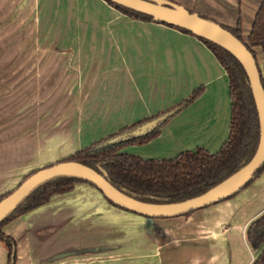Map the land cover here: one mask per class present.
<instances>
[{
	"label": "crops",
	"instance_id": "0c3cea01",
	"mask_svg": "<svg viewBox=\"0 0 264 264\" xmlns=\"http://www.w3.org/2000/svg\"><path fill=\"white\" fill-rule=\"evenodd\" d=\"M169 1L226 27L235 28L241 19L245 41L263 2ZM17 25L23 27L25 37L33 28L38 43L17 45ZM254 51L264 78V52L260 48ZM14 52L41 54L39 62L35 60L38 75L25 84L39 85L43 125L35 144L29 134L31 122L23 132L28 137L18 142L12 136L15 127L4 135L0 132V197L14 191L32 172L170 111L198 90H203L201 96L169 119L157 138L145 145L126 146L121 152L143 160L173 159L195 149L216 154L229 138V78L210 48L196 36L132 19L105 0H0V67L12 61L9 55L6 60L2 55ZM34 58L29 55L24 63ZM262 191L264 173L234 198L190 216L151 219L115 207L96 188L81 182L72 192L17 217L3 232L18 243L16 264H83L96 255H103L106 264L105 258L112 257L113 250L124 254L120 261L127 263L133 260L127 256L133 244L138 254L144 252L145 241L141 232L134 240L127 239L122 235L126 229L142 230L154 221L190 219L183 227L196 231L190 226L193 222L201 229L200 235L195 236L197 240H166L170 243L167 262L183 245L191 246L198 258L204 250H224L227 223L251 196ZM127 218L138 221L127 223ZM215 254L208 261L220 264ZM8 258V250L0 242V264H7ZM135 261L138 264L140 259Z\"/></svg>",
	"mask_w": 264,
	"mask_h": 264
},
{
	"label": "trees",
	"instance_id": "16d2710c",
	"mask_svg": "<svg viewBox=\"0 0 264 264\" xmlns=\"http://www.w3.org/2000/svg\"><path fill=\"white\" fill-rule=\"evenodd\" d=\"M105 1L132 19L156 23L151 16L126 9L109 0ZM188 10L190 13H194L193 10ZM199 16L213 22V20L202 14H199ZM159 24L195 36L191 32L167 23ZM221 26L241 40L255 58V48H260L264 52V0L256 15L247 41H245L242 33L241 19L235 28ZM198 39L204 42L213 52L225 69L230 82L232 100L230 134L227 142L218 153L211 154L203 149H195L185 151L173 159L143 160L140 157L121 152L126 146L145 145L157 138L161 128L167 124L169 119L179 114L201 96L203 90H198L188 100L172 110L125 128L113 136L78 151L63 161L77 162L96 170L100 174H105L107 180L118 190L139 201L154 204L180 203L200 196L248 164L257 151L260 138L258 113L249 78L243 66L228 51L203 38ZM259 72L261 74L260 68ZM261 81L264 88L262 75ZM166 114H169V116L160 121L158 126L147 134L120 139L115 143L110 142ZM263 173L264 166L254 175L253 180L245 189L259 179ZM81 182L84 181L74 178H58L47 182L35 190L14 213L0 224V242L8 250L7 264H16L18 243L3 232L4 226L17 217L47 204L55 196L72 192L75 185ZM10 193L1 196L0 202ZM190 215L188 214L185 217ZM246 239L253 251L258 254L252 264H264V214L250 223L246 231Z\"/></svg>",
	"mask_w": 264,
	"mask_h": 264
},
{
	"label": "water",
	"instance_id": "95a60500",
	"mask_svg": "<svg viewBox=\"0 0 264 264\" xmlns=\"http://www.w3.org/2000/svg\"><path fill=\"white\" fill-rule=\"evenodd\" d=\"M109 1L126 9L151 16L158 24L167 23L191 32L198 38H203L225 49L239 61L249 78L258 113L260 138L257 151L248 164L206 193L180 203L171 204H154L139 201L114 187L107 180L105 174H100L96 170L77 162L60 161L35 171L0 202V224L14 213L35 190L58 178L82 180L84 183L96 188L115 207L139 216L151 219L184 217L229 200L241 193L253 180L254 175L264 166V88L257 60L247 46L221 25L201 18L197 12L190 13L184 6L169 0ZM168 116L169 114H166L159 119L150 121L110 142L115 143L120 139L143 136L156 128L159 122Z\"/></svg>",
	"mask_w": 264,
	"mask_h": 264
},
{
	"label": "rangeland",
	"instance_id": "374dc122",
	"mask_svg": "<svg viewBox=\"0 0 264 264\" xmlns=\"http://www.w3.org/2000/svg\"><path fill=\"white\" fill-rule=\"evenodd\" d=\"M213 22L219 24L216 21ZM31 30V35H29V30H27V34L32 38L25 37L23 27L19 29L17 25L16 44H24L25 41L28 44H37L38 41L35 40L33 28H31ZM7 55H9L12 61L0 67V94L2 95L0 100V132L4 135L6 134L5 132L8 130L11 132L15 127L16 133L12 134V136L16 135V141L18 142V140H21V137H28V134H23V132L29 128L27 123L31 122L30 126L32 132L29 134L33 144H35L40 141L41 137L38 130L39 127L43 125V116L40 117L43 103L39 100L37 92L39 90V85L25 83L29 81L28 78H34L38 75L40 71V69L37 68L39 63H35V60L39 62L41 54L20 52L5 53L2 55L4 60H6L5 58ZM29 55L35 56L36 58L30 59L31 61L24 63V60L27 59ZM30 113H32V116H29ZM24 122H26V126ZM36 130L38 133H35ZM249 192L250 191H246V193H244L245 196H249ZM262 210H264V191L258 193L256 196H251L249 202L242 206V209L240 211L238 210L236 216L227 223L229 233H226L223 240L224 250L221 249L219 252L204 250L201 252L200 257L195 258L197 252L192 250L191 246L188 247L183 245L175 254L170 255L171 260L169 262H167L166 247H168L170 243L166 240H197L195 236H198V234L200 235L198 230L201 229H199L195 223L192 222L190 226L195 227L196 231L183 227V223L187 222L188 224L190 219L154 221L149 227L144 225L142 230L128 228L122 235L126 236L129 240H134L135 234L141 232V238L144 236L145 241V246L141 248L144 252L139 251L137 254L133 244L131 251H128L127 254L128 258L131 257L133 260L129 259L127 263H122L120 259L125 257L124 254L115 253L117 250H113L114 253L112 257L105 258V260L108 261L106 264H136V258L140 259L138 264H211L208 260L212 253H216L215 255L220 259V264H252L258 254L250 247L246 239V231L253 220L264 214V212L260 213ZM133 221L138 220L136 218H127L125 220L127 223H132ZM128 226L137 225L129 224ZM190 230L191 232H189ZM115 231L117 232V236L120 235V233H118L119 228ZM81 240L82 239L79 241ZM152 240H155L154 243L156 247L154 251L152 250ZM184 243H186V241ZM220 252L223 253L220 255ZM96 254H99V251H96ZM96 256L97 257L93 256L95 259L85 261L83 264H103V255ZM150 256L156 259L151 261L149 260L150 258H147Z\"/></svg>",
	"mask_w": 264,
	"mask_h": 264
}]
</instances>
